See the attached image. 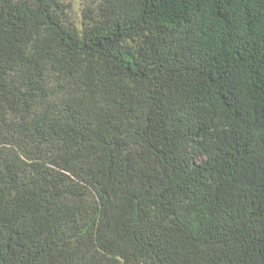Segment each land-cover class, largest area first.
I'll return each mask as SVG.
<instances>
[{"label": "trees", "instance_id": "trees-1", "mask_svg": "<svg viewBox=\"0 0 264 264\" xmlns=\"http://www.w3.org/2000/svg\"><path fill=\"white\" fill-rule=\"evenodd\" d=\"M0 0V264H264V0Z\"/></svg>", "mask_w": 264, "mask_h": 264}, {"label": "rangeland", "instance_id": "rangeland-1", "mask_svg": "<svg viewBox=\"0 0 264 264\" xmlns=\"http://www.w3.org/2000/svg\"><path fill=\"white\" fill-rule=\"evenodd\" d=\"M70 5L69 16L77 26L81 27L84 10L89 7L90 0H62Z\"/></svg>", "mask_w": 264, "mask_h": 264}]
</instances>
